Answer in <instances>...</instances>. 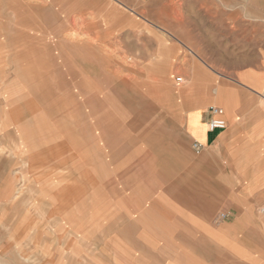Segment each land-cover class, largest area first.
Wrapping results in <instances>:
<instances>
[{
  "label": "crops",
  "instance_id": "0c3cea01",
  "mask_svg": "<svg viewBox=\"0 0 264 264\" xmlns=\"http://www.w3.org/2000/svg\"><path fill=\"white\" fill-rule=\"evenodd\" d=\"M153 2L155 5L147 4V0H0L1 27L18 30L14 43L34 44L42 35L49 39L61 35L46 32L49 29L65 28L64 39L73 29L102 30L107 36L115 29H138L140 54L134 59L146 60L149 29L155 38L157 60H169L170 65L187 61V76H201V80H193L194 85L201 81L198 96L175 98L184 103L193 101L175 110L177 123L191 143L186 160H179L173 138L165 154L156 149L148 155L141 149L137 160H129V166L137 161L141 172L146 163H156V157H170V191H162L160 195L165 196L149 204L142 206L141 202L133 216L122 214L114 222L119 227L116 235L107 234V258L98 261L100 249L92 242L95 260L85 263L107 264L105 260L110 259L111 264H121L112 258L116 248L111 245L114 238H122V264H264V6L257 10L259 15L253 12L244 20L241 6H224L225 11L217 16L210 10L204 11L208 15L193 10L183 16L172 0ZM130 3L136 9L130 8ZM78 18L84 21L78 24ZM127 39L122 34L114 42L126 46ZM170 65L163 72L166 79L174 77L175 69ZM150 76L163 81L159 73ZM215 105L223 109L227 126L212 131L209 109ZM194 142L203 145L200 152L195 151ZM179 162L186 167L181 184L178 176L174 177ZM0 201V264H35L32 251L37 239L27 234L24 221L18 220L16 203L6 218ZM174 215L199 232H170L172 221L164 217ZM165 225L168 231L163 235L155 231L161 236L154 250L147 252L145 244L136 243L134 238L140 240L148 229ZM132 228L134 232L129 235L133 238L127 240L126 231ZM71 237L65 240L66 230L55 234L54 240L51 234L46 236L45 245H41L44 251L38 257L40 264H68V253L80 243ZM57 247L61 248L58 254Z\"/></svg>",
  "mask_w": 264,
  "mask_h": 264
},
{
  "label": "rangeland",
  "instance_id": "374dc122",
  "mask_svg": "<svg viewBox=\"0 0 264 264\" xmlns=\"http://www.w3.org/2000/svg\"><path fill=\"white\" fill-rule=\"evenodd\" d=\"M153 1L147 0V4L155 5ZM172 1L175 5L180 6V14L183 16L185 12H192L193 10H196L195 12H203L201 13L202 15H208L204 11L210 10L211 14L217 16L219 12L225 11L224 6H241L244 20L249 19L254 14L259 15L257 10H261L260 8L264 6V0ZM129 7L136 9L135 7L137 6L134 3H130ZM253 12L255 13L253 14ZM186 15L188 16L189 14ZM135 17L140 19L138 15ZM77 23L80 24L81 22L77 21ZM1 25H4V23H0V199L4 203L3 214H7L6 218H10L11 206L16 203L15 211L17 210L18 212V220H23L27 234L34 235L35 239H37L34 243L35 248L32 251L35 257V264H40L38 257L44 251V247L41 246L45 245L44 238L51 234L53 239L55 234L58 235L64 230H66L65 240L72 236V239L76 237L80 241V243H77V248L71 249V254L68 253L71 260L68 261V264H86L91 263L93 259L95 260V252H92L91 247L92 242H96V245L98 244L100 249L98 251V261L102 262L107 258V252L104 251L109 249L107 246L109 241L106 238L107 234L111 235L113 233L116 235L114 232L119 228L114 222L123 215L125 217H128V215L133 216L134 208L138 207L141 202L142 206L146 203L149 204L154 202L158 196L164 197V194L160 195L162 191H170L172 184L167 183L171 172L170 157H156L157 162L146 163V167L142 168L141 172H139L137 161L129 166V160H137V155L141 149L147 150L146 154L148 155L156 149L161 150L165 154V151L171 147V138L175 139V145L180 155L179 160H186L187 152L191 150V143L181 126L177 123L175 110L177 108H185L184 106L193 101L189 100L184 103L180 99L176 100L175 98L182 95L189 97V99L193 95L198 96L201 90L199 86L201 81H197V85H194L193 80L195 78L201 80V76L194 78L187 76L184 71L187 61H173L170 65L169 60L168 62L157 60L155 58V38L149 29L146 31L145 40L146 60H138L134 59L139 57L140 54L138 44L140 33L138 29L131 31L115 29L111 35H108L109 37L103 35L102 30L92 29L90 32L87 31L86 35L88 36H83L82 39L80 29L70 31V34L71 32H76L75 35H72L74 38H80L78 41H82V44H85L83 46H80V43L78 45L70 43L71 37H68V40L64 39L62 34L68 31L65 28L49 29L46 32L54 31L61 35L50 39L43 38L45 35H42L35 39L34 44L20 45L14 43L17 40L18 30L1 27ZM122 34L128 37L127 41L129 44L126 46H121L114 42ZM143 36H145V33ZM87 39H92V44L87 42ZM109 40L112 42L107 44L106 42ZM74 45H77L79 50ZM78 56L95 58L97 61L92 66L85 63L84 58L82 63L76 59L77 65L74 67L68 68L61 63L52 68V72L56 73L59 69L56 74L59 75V78H63L61 77L63 73H71L76 68L75 73H77L80 72L81 68H85V72H83L84 78L86 79L87 77L85 74H89L91 81L95 82V84L99 83L95 86V91L99 93L98 101L95 103L90 120L101 121L103 122L102 125H104V122H108V124H105V134H101V136H105L110 145V169L105 172L108 174L103 184H44V182L35 184L32 177L38 176L46 168L44 158L47 154V149H43L42 146L37 148V143L43 142L42 138L48 128L61 134L66 133V131L77 132L78 126L75 125V121L77 122L80 119L79 112L85 108L88 109L89 104L82 103L81 107H78L77 104L62 105L60 103L62 95L57 92L51 93L53 98L49 104H35L32 102L33 87L34 89L45 87L52 91L61 88L58 87V77L51 82L46 77L48 81L41 82L44 77L39 76L35 77V79L40 80L36 82L32 76L31 68L18 66L20 58L56 59L58 64L64 57L77 58ZM98 61L100 62L96 63ZM102 63H104L103 68L101 67ZM169 65L172 69H175L174 77L166 79L163 72ZM46 70L41 69V71L36 72H49V70ZM118 70L129 74L125 77L128 79L129 84H134L132 83L134 79L140 77L136 76V74L142 73L143 76L140 78L146 85L141 90L142 98L139 99L138 103L135 98L137 94L133 91L132 86L128 87L129 89H126L123 94L127 103L119 110L109 106V102L104 103L101 101L102 93H104L103 87L107 85L100 84L102 81L109 79L110 87L120 88L114 79L115 77L110 76L107 78L105 76L109 71L118 72ZM153 72L159 73L160 78L165 81L160 82L158 78L150 76ZM153 83L154 85L158 83L157 88ZM167 89L170 90L172 96L171 94L168 96L165 93ZM172 106L174 107L172 108ZM66 127L69 129H66ZM88 127L90 128L89 123ZM96 127L99 128L98 126ZM84 143L82 146L76 147L77 152L71 153L79 154L80 149L95 148L90 139ZM102 143H105V141ZM165 143L167 144L164 147L163 144ZM71 151L74 150L71 149ZM147 159H149V156ZM87 168L89 166L86 167L84 165L83 169L79 168L75 172L71 171V176H67L68 181L72 182L80 177L82 173L88 170ZM131 175L133 177L130 178L129 176ZM24 176H26V179ZM42 176H44V173H42ZM175 176H178L179 184H181V179L186 177L185 164L179 162ZM23 179L25 180L23 181ZM60 180L55 179V181ZM12 197L13 201L11 200ZM0 203L2 202L0 201ZM164 218L172 221L170 232L175 233L181 230L188 234L199 232L194 226L187 223V225H184V219L179 216L174 215ZM110 224L111 226H109ZM179 225L183 226V229H180ZM155 231H160L159 233L163 235L168 230H166V225L159 227L158 230L150 228L145 232L147 233L146 236L140 238V240L139 238L134 239L137 240L136 243L138 245L140 243L141 245L145 244L147 252H150L154 250L155 246L160 244L157 242L161 235ZM133 232V228L126 231L127 240L133 238L129 235ZM150 233L153 235L151 236ZM196 235L199 234L196 233ZM173 237H175V234H173ZM189 237L195 240L199 238L192 237V235ZM114 239L117 240L111 246L116 248V251L114 250L115 255L112 258L116 263L122 264L124 261L122 249L120 248L123 245V241L122 238ZM59 244L56 245L58 246ZM60 250L61 248L57 247L56 254ZM105 262L107 264L112 263L110 259H106Z\"/></svg>",
  "mask_w": 264,
  "mask_h": 264
},
{
  "label": "bare ground",
  "instance_id": "6f19581e",
  "mask_svg": "<svg viewBox=\"0 0 264 264\" xmlns=\"http://www.w3.org/2000/svg\"><path fill=\"white\" fill-rule=\"evenodd\" d=\"M78 21L82 22L84 20L81 21V19L78 18ZM74 28H76V27H74ZM75 33L71 32V34L70 33L67 34L66 38L71 37L70 43H72V44L78 45L80 43V46L85 45V44H82V42L78 41V40H80V38H77L76 36H75L76 38L73 37L72 34L75 35ZM80 34H81V39L83 36L84 37L88 36V35H86L87 32H83L82 30L80 31ZM65 42H67V41H65ZM87 42L92 44L93 40L87 39ZM77 45H74V47L76 49H78ZM64 46H66V45L64 44ZM67 48H68V46H67ZM90 48H92V47H90ZM98 49H100V48H98ZM85 55H86V53H85ZM71 56H73V55H71ZM83 58H84L85 63H87L88 65H92V66H94L95 61H97L95 58H90V57H85V56H81V57L78 56L77 58L76 57L75 58L74 57H72V58H65L64 57V58H62L61 61H59L60 63L58 62V64H57L56 59H51L52 60L51 61V60H48V58L47 59H36L33 57H31V58H20V62L18 64V66L24 67V68H31L30 70L32 72V76L34 77V79H35V77L41 76V77L45 78V79L44 78L41 79V82H44V81H48L46 79V77H47L51 82L58 77L57 78L58 87H60L61 89H57V90L52 91L51 89H48L45 87L44 88H38V89H34V87H33V89H32L33 95L31 96L32 102H34L35 104H42V103H45V104L48 103L49 104V103H51V100L53 98L51 93L57 92L59 95H62V97H60V103H62V105L63 104L64 105L77 104L78 107H81L82 103L89 104L88 109L85 108L79 112L80 117L78 114V117L80 119L77 122L75 121V125L78 126L77 132L73 133L70 131H66V133L61 134L58 131L56 132L54 130H51V128H48L47 129L48 131L44 134V136L42 138L43 142L37 143L38 144L37 148L42 146L43 149L44 148L47 149V151H46L47 154L44 158L45 162H46V166H45L46 168H44L43 171L41 172V174H38V176L35 175L32 177L33 182L35 184H40L41 182H44V184H103L104 181L106 180L108 173H105V172L110 169V164H111L110 156H111V154H110V148H109L110 145L108 144L107 138H105V136H101V134H105V131H104V129L106 128L105 124H108V122H104V125H102L103 122H101V121L93 120V119L90 120V118L93 115L92 111L95 107V103L98 101V96H99L98 94L99 93H97L95 91V86H96V84H99V83L96 81L97 83L95 84V82L91 81L89 74H85V75H87V77H86V79L84 78L83 72H85V68L84 69L81 68L80 72H77V73H75L77 68H76V70L71 69V70H73V71H71V73L67 72V73L61 74V77H63V78H59V75L56 74L59 72V69L56 73L52 72V68H55L57 65H60L61 63L63 66H66L68 68H72L75 65H77L76 61H75L76 59L82 63ZM99 62L100 61H98L96 63H99ZM102 66H104V63L101 64V67ZM41 69L42 70L47 69V70H49V72H44V71L36 72V71H41ZM123 71H119V70H118V72H110L109 71L108 73L105 74V76L107 78H109L110 76L113 78L115 77L114 79L117 82V84L120 86V88L110 87L109 86V82H110L109 79L102 81L100 83L104 86L107 85L106 87H103L104 93H102V96H101L102 100L101 101L104 103L109 102L108 105L112 106L114 109H117V110L123 108L124 105H126V103H127V100L124 99V96H123L126 89H129L130 86H132L133 91L137 94L135 96V98H136V102L138 103L139 99L142 98L141 97V95H142L141 90L144 86H146L145 82L140 78L142 76L141 73L136 74V76H140L139 78L134 79V81L132 80L133 81L132 83H134V84H129L128 79L125 78L129 74H127ZM35 81L39 82L40 80H37V78H36ZM157 84L154 85V83H153V85L155 87L157 86ZM153 85H152V87H153ZM165 93H167L168 96H170V94H171L169 89H167V91H165ZM171 96H172V94H171ZM88 123L90 124V128L88 127ZM66 126H67V124H66ZM96 126H98L99 128H97ZM66 129H69V128L66 127ZM88 136H91V137H88ZM88 139L91 140V143H93L95 148L88 149V150L87 149H80L79 154L78 153H71V152H75L76 147H79V145L82 146V144H85L84 142H86V140H88ZM103 141H105V143H102ZM166 144L167 143L163 144V146L165 147ZM23 146H24V144H23ZM71 149H73L74 151H71ZM84 165L86 167L89 166V168H87L88 170H86L85 173H82L80 175V177L74 179L72 182H69L67 176L68 177H69V175L71 176V171L75 172L79 168L83 169ZM68 172H70V173H68ZM42 173H44V176H42ZM24 177L26 179V176H24ZM25 179H23V181ZM55 179H61V180L55 181ZM114 240H117V239H114ZM166 256L168 257V255H166Z\"/></svg>",
  "mask_w": 264,
  "mask_h": 264
},
{
  "label": "built area",
  "instance_id": "2783aa9c",
  "mask_svg": "<svg viewBox=\"0 0 264 264\" xmlns=\"http://www.w3.org/2000/svg\"><path fill=\"white\" fill-rule=\"evenodd\" d=\"M210 119H209V128L210 130H219L224 129L227 126L226 120L222 117L223 109L218 106H212L209 109ZM193 147L195 151L200 152L203 148V145L199 142H194Z\"/></svg>",
  "mask_w": 264,
  "mask_h": 264
}]
</instances>
